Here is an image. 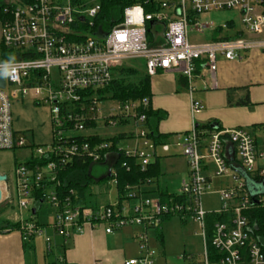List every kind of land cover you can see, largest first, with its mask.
<instances>
[{"label":"built area","instance_id":"2783aa9c","mask_svg":"<svg viewBox=\"0 0 264 264\" xmlns=\"http://www.w3.org/2000/svg\"><path fill=\"white\" fill-rule=\"evenodd\" d=\"M150 3L156 5L153 12H145L139 4L126 6L120 21L104 30L96 22L98 0H4L0 45L8 51L9 58L1 59L0 48V77L4 82L3 87L0 85V151L23 148L29 140L33 146L29 159L18 163L11 175L6 174L2 202L20 214L22 240L43 236L48 252L51 239L45 234V226L31 217L21 218L22 211L43 202L55 208L50 227L65 237L69 229L81 232L85 225H103L105 233L128 225L139 227V256L125 264H152L151 231L158 230L164 217L174 215L184 221L187 217L197 220L202 235L200 256L183 253L181 264H264V247L253 236L246 217L253 204H264V193L253 196L247 189L248 181L264 180V147L256 145L247 128L193 125L176 136L174 143L186 160L187 174L177 191L164 198L148 195L144 186H126V200L121 207L117 208L115 201L90 208L75 202L73 190L59 196L49 188L59 183L58 172L74 158L98 162L102 151L111 145L110 141L91 144L78 139L81 135L108 138L122 134L117 150L133 160L140 171L169 152L168 142L158 144L151 136L145 114L149 98L120 102L101 99L97 94L114 79L115 69L125 66L128 60L142 59L144 75L148 77L168 72L183 76L191 95L196 63L213 74L219 57L240 61L248 52H264V0ZM225 9L239 13L241 29L233 36L222 34L229 30L232 20L215 25L200 18ZM149 30L159 43L149 41ZM204 31L218 34L205 41L189 37L190 33ZM24 100L47 109L49 143L36 144L27 130L14 128L13 105ZM202 109L200 101L191 99L192 113ZM90 123L94 127L88 126ZM119 125L128 129L109 136L101 131ZM121 140L129 145L119 146ZM41 158H48L47 163L26 164ZM122 166L130 168L127 162ZM107 176L114 187L116 171L111 164ZM37 188L42 189L38 200L33 197ZM209 193L218 196V208H204L201 199ZM208 215L219 217L212 220L210 228L206 226Z\"/></svg>","mask_w":264,"mask_h":264},{"label":"crops","instance_id":"0c3cea01","mask_svg":"<svg viewBox=\"0 0 264 264\" xmlns=\"http://www.w3.org/2000/svg\"><path fill=\"white\" fill-rule=\"evenodd\" d=\"M204 17L206 15L200 16L201 19ZM239 30L235 28L232 21L229 30L222 34L233 36ZM216 34L218 33L211 34V38L216 37ZM216 63L217 67L213 74L199 64L195 72L194 90L191 95L185 78L179 74L158 73L148 79L151 92L149 108L163 110L166 113V117L159 121L157 130L169 136L167 142L170 144V149L167 153L168 158L164 161H167L166 164H169L175 173H184L186 176L187 165L179 145H176L174 141L176 136L187 132L193 125L215 123L221 129L244 127L250 130L256 145L259 148L264 147V52L256 50L248 52L240 61H225L219 57ZM228 95L233 103L243 100L248 95L250 105H227ZM191 99L200 101L203 109L192 113ZM42 109L45 110L46 120L36 121L31 117L24 118L29 115L28 113L40 112ZM46 111L45 107L34 106L26 100L16 102L13 105L14 128L18 131L27 130L36 144L49 143L51 132ZM177 159L183 160L185 165L183 169L176 168ZM101 163L106 166V170L102 176L94 180L95 182H99L100 178L108 175L110 162L106 160ZM156 182V185L152 182L150 185H144L143 188L146 191L154 190L159 186V182L157 180ZM96 191L98 189L94 190L95 193ZM115 201L116 198L108 203ZM83 202L86 206V192ZM41 205L33 207L32 215ZM14 209L13 207L12 210ZM14 211L11 220H8L20 222L19 213ZM21 218L26 219L24 214ZM43 226L46 228L45 234L51 239L50 253L46 250L43 236L40 238H43L46 255L41 254L35 240L37 237L24 241L19 228L3 230L0 231V264H125L128 259L134 257L132 254L135 250L138 252L136 240L140 228L136 226H125L112 233H105L103 225L93 227L85 225L81 232L69 229L67 237L53 231L50 224ZM132 244H136L135 250L130 249ZM52 252L55 253L56 258L54 260L46 258Z\"/></svg>","mask_w":264,"mask_h":264},{"label":"trees","instance_id":"16d2710c","mask_svg":"<svg viewBox=\"0 0 264 264\" xmlns=\"http://www.w3.org/2000/svg\"><path fill=\"white\" fill-rule=\"evenodd\" d=\"M100 8L98 10V14L96 17L97 24H100L104 30H108L111 25L120 21L122 18L123 9L126 6L132 4H139L143 7L145 12H153L156 9V5L150 3V0H98ZM4 5V0H0V18L2 17V8ZM148 39L152 44L159 43V39L153 40V33L149 30ZM1 59H8L9 53L5 50L1 45ZM199 67V64L196 63V70ZM146 75H138L137 70L133 67L128 66H120L114 71V79L105 86L97 90V94L101 99H110L115 101L124 102L127 100H136L141 99L143 97H147L150 99V80ZM250 105V101L248 99V95L243 100H238L233 103L231 98L228 95V104L227 105ZM147 125L150 129L151 136L155 140V142L164 143L167 142L168 134H161L157 130V126L159 121L163 120L166 117V113L163 110H153L149 108L145 111ZM88 126L94 127V123L88 124ZM209 125H196L197 128H207ZM122 134H118L113 137L101 138L98 134H90L88 137L86 135L78 136V139L89 141L91 144H95L98 142L110 141L111 145L102 151V159L98 162H93L92 160L86 157L74 158L72 162L68 163L65 167H63L57 175L58 184L49 185L51 189H54L57 195L62 196L69 192V190H73L76 195L75 202L83 205V200L87 195H90L89 188L93 184L95 178L92 175V166L96 163H101L107 160L110 162L111 166L116 171V203L117 208L121 207V204L126 200V186H144L148 181H156L160 178L161 169H160V160L161 158H155L154 162L148 165L145 171H140L139 168L135 165L133 160L126 159L121 152H118L116 144L120 138H122ZM48 158L41 159H30L26 162L29 165H43L46 164ZM123 162H127L129 165V170H126L124 166H122ZM109 176H105L100 178V180H109ZM42 189L37 188L33 191V197L38 200L40 198ZM165 188L157 186L154 190L144 191L148 195L157 194L162 198L169 196L168 192ZM7 204V203H6ZM10 208H13L11 205H6ZM86 206H90V208L96 207V205H90L86 203ZM3 211V210H2ZM1 211V213H2ZM0 213V214H1ZM246 217L249 220L250 225L252 226V234L253 236L259 240V242L264 247V204L263 203H255L253 204L249 210L246 212ZM2 217V216H0ZM170 216H166L163 219H168ZM162 219V220H163ZM219 219L217 216L208 215L206 217V226L210 228V224L212 220ZM19 221L12 222L8 219L0 218V231L10 230L19 228ZM4 227V228H3ZM156 240L159 244H162L163 239L162 235L159 231H156L154 234ZM209 250L212 252V248L210 246Z\"/></svg>","mask_w":264,"mask_h":264},{"label":"rangeland","instance_id":"374dc122","mask_svg":"<svg viewBox=\"0 0 264 264\" xmlns=\"http://www.w3.org/2000/svg\"><path fill=\"white\" fill-rule=\"evenodd\" d=\"M213 21L215 25H219L222 22L232 20L234 23L235 28L238 30L241 29V24L239 22V13L235 10H219V11H213L210 15H206V17L202 18V20ZM227 30H224L225 33ZM212 32L210 31H204L203 33L193 34L190 33L189 37L192 40L195 41H205L209 40L211 38ZM143 60L137 59V60H128L125 63V66L128 67H135L137 70L138 75H144V68H143ZM42 108V106H40ZM107 108L106 104L103 105V109L105 110ZM102 109V110H103ZM103 110V111H104ZM45 110L42 109L40 112L35 113H28L29 115L24 116L25 119L33 118L36 119V121L46 120L45 118ZM128 129L127 127L122 126H116L113 128H109L107 130H101L102 133L105 135H111L113 133L121 132ZM98 131V130H97ZM102 133H100L102 135ZM30 141V140H29ZM27 142L26 146L20 149H12V150H2L0 151V172L4 174L11 175L13 173V170L15 166L20 163L24 162L31 156V147L33 146L31 143ZM129 145V143L125 140H121L119 142V146L126 147ZM168 153V152H167ZM167 153L165 155H162L163 159L160 160V169H161V175L160 178L157 179L159 182V187L165 188L167 185V191L175 192V190L178 189L179 183L181 179L185 178V174H179L172 171L171 166L169 167V164L167 165V161L164 159L168 158ZM35 157V153L33 154ZM183 160L177 159L176 160V168L183 169L184 168ZM92 175L95 179L102 176L105 173L106 166L103 165V163H96L92 166ZM156 185V181H154ZM166 184V185H165ZM97 190L96 193L94 190ZM89 191L91 192L90 195H87L86 197V203L90 205H97L99 203L104 204L108 203L109 201H113L116 198V190L115 187H113L109 180H100L99 182H93L91 187L89 188ZM202 203L204 205V208L206 210L209 209H216L218 208V196L216 194H205L202 197ZM5 202H0V213L2 210H5L2 215L0 214V218L4 219H10L13 216L12 208L6 206ZM16 211V210H15ZM14 211V212H15ZM17 212V211H16ZM54 213L55 208L51 206L47 202H43L40 207L37 208L36 213L32 215L31 209L29 211H22V214H24V217L27 219L29 216L31 218L33 217V221L37 222L40 225H46L53 223L54 220ZM21 214V215H22ZM20 215V214H18ZM2 226V224H0ZM132 226V225H128ZM137 227V226H136ZM4 228V227H3ZM161 235L163 242L162 244H159L158 241L155 238L156 231H151V237H150V249L153 251V259L152 264H181L182 259L180 258L183 253L185 254H192L196 258L200 256L203 250L202 245V235L199 227V223L197 220L192 219L191 217H187L186 220H181L179 216H170L168 219H163L161 221L160 227L158 230ZM59 237V235H57ZM58 237L57 241H58ZM38 238V239H37ZM36 244L38 245V248L40 249L41 254L46 255V250L44 247L43 238L37 237ZM136 244H132L130 249L135 250ZM48 252V251H47ZM50 253V251H49ZM132 256L137 257L139 256V251L137 252L135 250V253L132 254ZM43 257V256H42ZM41 257V260H42ZM46 258L50 260H54L55 253L52 252L51 255H48ZM133 258V257H132ZM41 263H43L41 261Z\"/></svg>","mask_w":264,"mask_h":264},{"label":"water","instance_id":"95a60500","mask_svg":"<svg viewBox=\"0 0 264 264\" xmlns=\"http://www.w3.org/2000/svg\"><path fill=\"white\" fill-rule=\"evenodd\" d=\"M0 85H1V87H3V85H4L2 77H0ZM210 127L214 128V129L218 128V126L215 123L210 124ZM6 179H7V175L0 172V202H2V200H3L2 183L3 182L5 183ZM263 183H264L263 179H261L257 182L248 181L247 182V186H248L247 189H249L250 194L253 196H255L257 194H263L264 193V188H263L264 184Z\"/></svg>","mask_w":264,"mask_h":264}]
</instances>
